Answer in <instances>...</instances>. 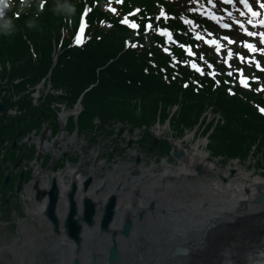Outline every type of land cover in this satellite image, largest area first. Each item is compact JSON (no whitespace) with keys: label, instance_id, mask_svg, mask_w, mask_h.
<instances>
[{"label":"trees","instance_id":"trees-1","mask_svg":"<svg viewBox=\"0 0 264 264\" xmlns=\"http://www.w3.org/2000/svg\"><path fill=\"white\" fill-rule=\"evenodd\" d=\"M98 1L73 0L76 13L71 18L53 13L55 0H45L42 10L34 0L30 9L20 11L14 6L9 12V15L19 12L15 17L18 30L10 36L0 35V98L5 105L4 114L0 115V146L12 139L18 129L26 132L38 127L36 120L40 114L49 117L45 106L31 107L29 89L51 72L52 86L65 89L68 100L75 101L83 95L85 110L79 117L81 129L93 128L89 122L96 117L103 130L111 121L126 123L133 129L145 126L148 132L141 145L162 157L171 155L173 146L168 140L153 146L149 130L157 121L165 123L169 119L170 127L179 137L197 125L203 135L213 128L208 145L213 155L244 161L251 156L264 169V115L259 111L264 107V97L244 92L237 85L236 94L243 96H230L227 84H214V88L207 74H198L185 62L186 50L181 43H190L195 48L197 42L191 34L182 33L187 31L182 15L196 16L190 9L195 3H190L192 0H125L118 6L124 14L116 15L103 9L104 2L109 0H100V4ZM162 4L177 16L169 19L177 37L173 42L159 35L154 26L146 29L147 20L155 23ZM84 7H91L93 12L84 42L77 45L73 33ZM136 7L143 10L135 17L140 24L133 29L121 18ZM37 11V27L27 28L26 20ZM54 39L63 51L56 62ZM126 39H129L127 49ZM15 105L23 115L7 117L8 108ZM208 111L214 116L209 122L207 115L204 116ZM217 114L222 119L215 123ZM9 153L0 159V185L5 174L3 165L18 158L10 148ZM33 155L34 149L29 157Z\"/></svg>","mask_w":264,"mask_h":264},{"label":"bare ground","instance_id":"bare-ground-1","mask_svg":"<svg viewBox=\"0 0 264 264\" xmlns=\"http://www.w3.org/2000/svg\"><path fill=\"white\" fill-rule=\"evenodd\" d=\"M82 104L81 101H78L74 111L81 110ZM69 111L73 112V109L71 108L66 112L59 111L60 123L63 125L64 120H67ZM61 134L63 137L66 132ZM156 134H159V132H156ZM22 135L25 134L21 133ZM191 136L195 137V132L189 133L186 140ZM184 142L179 140L175 143L177 150L181 153L180 157L175 154L170 155L179 159L176 164L162 156L161 158L164 159L159 163L163 166L164 170L162 172L155 171L158 164L151 167L142 165V174L139 176H130V173L119 167L117 170L118 175L110 174L99 182L102 189L105 186L107 187L100 196L95 195L96 188L83 190L85 172L81 167L68 165L67 168L53 174L59 189L57 213L61 222L59 225L61 236L58 238L60 244L58 247H64L63 249L69 254L70 260L72 257L77 256L74 252L76 244L73 239L67 236L63 222L69 209L65 203V195L70 190L71 181L77 183L76 198L77 203H79V216L84 214L83 199L89 197L97 204V222L95 226L89 227L83 222V248L80 256H78L82 264H89L90 255L96 253H99L98 264H109V250L114 242L118 243L120 251L121 258L118 264H199L208 257L214 256L221 245V241L228 238L233 232L248 228L250 222L264 220V203H255V198L259 196L262 185H264V176L261 174L252 175L249 171L232 167L235 170L232 172L229 169L225 174H220V180H208L207 182H200L197 186L187 188L183 178L189 177L192 179L200 174L207 175V170L216 169L218 164L211 161L209 152L205 151L201 144L198 143L194 150L190 151L183 149ZM152 143L154 145L155 142L152 141ZM21 146H29V150H33L35 145L25 140ZM42 147L48 149L51 148V144H45ZM141 147L147 151L144 145H141ZM29 150L21 149L19 151L14 149L11 153L24 155ZM138 159L140 160V158H137V162H139ZM60 167L58 166L57 169ZM198 167H200L201 172H199ZM129 168L131 169V167ZM91 171H93V176L97 174V169L93 168ZM40 176L41 171L38 172L39 178L36 184L39 186H37V189L48 192L52 183L51 178L42 182ZM66 176L69 177L68 182L64 180ZM114 177L121 180L119 185L114 186L112 184ZM137 190L142 191L138 196ZM186 191L187 193L184 194ZM34 192L33 189L27 191L30 197L34 196ZM113 195L116 196L115 216L109 231L105 233L100 229V221L105 213L106 204L110 196ZM48 200L49 197L46 193V196H43L42 200L39 201V205L37 204L39 206L37 214H42ZM152 202L156 206L152 210L154 215L150 214L148 208L149 205L153 204ZM134 203L135 205H133ZM143 211V218H145L144 224L141 225L138 215H141ZM29 213L36 214L33 209ZM127 217L132 221L130 225L132 230L127 237L126 235L124 237L121 232L126 224ZM153 219L159 220L160 224L165 223V226L156 233L148 230V224ZM181 221L183 224L178 227ZM52 227L53 225L50 224L49 230ZM206 227H210L212 235L204 234V228ZM28 233L30 237L27 240L24 239L27 244L36 240L32 236L37 232L30 230ZM93 237L99 238L102 245L92 244ZM140 237H143V242L147 245L145 251L140 250V252L143 250L142 252L145 253L141 258L136 256V251L141 244L139 242ZM63 243L64 245L66 243V248ZM6 244L8 245L3 244L0 248H9L10 244ZM178 247L186 249V252L184 254L176 253ZM12 250L14 248H10V251Z\"/></svg>","mask_w":264,"mask_h":264},{"label":"rangeland","instance_id":"rangeland-1","mask_svg":"<svg viewBox=\"0 0 264 264\" xmlns=\"http://www.w3.org/2000/svg\"><path fill=\"white\" fill-rule=\"evenodd\" d=\"M7 67H10L9 63H7ZM48 88L44 91H37L33 94L34 99L32 101L34 105H39L37 108L47 106L48 109H52L53 114L56 113L55 109L58 107H60L62 111L66 112L69 107L64 108V105L61 106L60 102L51 100L49 97L50 93H47L49 90ZM63 95L65 96V93L61 96ZM57 97L58 96L55 98ZM69 106H71V104ZM18 109L20 108L13 107L9 113L6 114L7 117L13 115L16 111L17 113L14 117L22 116V111L20 112ZM70 112L72 111H69V113ZM211 118L212 115L209 112L207 119ZM8 119L9 118L5 119V121H8ZM44 119H46V121H43ZM47 119V117L39 115V119L36 120L39 126L37 128H31L30 131L32 132L22 140H27L35 145L34 155L31 158V161L26 162V158L23 157V160L16 167L15 164L19 160L17 158L18 160H15L16 162L12 161L14 167L6 170L8 173L14 175L21 172L23 169L29 170L32 168L33 173H31V180L25 182V187L21 193L11 195L8 193V196H11L9 207L4 205L0 208V246L3 244L8 245L6 243L10 244L9 248H0V264H73V260H70L68 256L69 254L65 251V249H63L64 247H58V245H60L58 238L61 235L55 234L54 227L49 230V225L52 223L47 219L44 213L47 206L44 207L42 214H37L39 207L38 203L40 201L37 199V196L40 194L43 195L44 193L37 189V186L39 185L36 184V182L39 178V171H41L40 178L42 182L51 178L52 183L49 187V189H51L54 173L67 168L68 165H73L78 168L81 167L85 172L83 190L96 188L94 193L96 196H100L105 192L107 187L105 186L103 187L104 189H102V187L99 186V182L103 181L110 174L118 175L117 170L119 167H122V169H125L127 173H130V176H139L142 174V165L151 167L154 164H158L157 167H155V171L162 172L164 169L162 165H159V163H161L164 158L169 159L170 162L175 164L179 161V159L173 158L170 155L161 158L157 156L154 151H145L143 147H141V141L146 137L148 129H133L130 125L114 123V121H111L105 126V130H103L99 119L96 117L93 121L89 122L94 125L93 128L88 126L87 129L81 132L80 125L70 126L69 128L66 127V120H64V125L60 123L61 126L59 125V128L54 129V125L51 124L52 119H48L49 121ZM75 120L77 121V117H74V121ZM62 132H66L63 137L61 134ZM94 132H96L95 138L92 136V133ZM156 132H159V134H156ZM194 132L195 137L191 136L188 140H186L188 134ZM149 133L153 136L152 141L155 142L154 145L158 141L168 140L173 147L176 148L175 143L179 140H183L185 141L183 149L193 151L194 147L199 143L201 144V147L207 151V137L204 135L199 136L200 134L197 129L192 132L187 130L184 136L179 138V133L177 134V132H173L168 123H156ZM45 144H51V148H43L42 146ZM5 146L6 144L4 147ZM7 153H9L7 148H0V157H3L2 159H4ZM57 153L59 154L57 155ZM38 157H40V160H37ZM138 157L140 158L139 162H137ZM250 157L246 161L239 159H226L221 155L215 156L211 152V161L218 164L216 169L207 170V175L200 174L198 177L192 179L185 177L183 178V182L186 184L187 188H191L197 186L200 182H207L208 180L215 179L220 180V174H225V172L229 171V169L231 170L232 167L243 171H249L252 175H264V170L261 169L258 161L255 158ZM57 165L61 167L57 169ZM129 167H131V169ZM93 168L97 169V174L94 176L92 175L93 171H91ZM116 178L118 177H114L112 181L114 186L119 185L121 182L120 179ZM64 180L68 182L69 177L66 176ZM72 183L73 182L71 181L70 189L72 187ZM30 189L35 190L33 197H30L27 193ZM141 192V190H137V196ZM186 193L187 191L184 194ZM65 196L67 197V194ZM0 199H2L1 191ZM84 201L85 199L82 203ZM133 205H135V203ZM148 208L150 210V214L154 215V211H152L150 205ZM32 209L36 214L29 213ZM144 218H141L140 215H138V220L141 225L144 224ZM159 224V220L153 219L152 222L148 224V230L152 233L158 232L159 229H162L165 226V223ZM181 224H183L182 221L179 223L178 227L182 226ZM30 230L37 232L32 236V238H36V240L31 243L28 242L27 244L26 240L30 237L28 233ZM24 239L26 240L24 241ZM99 240V238L93 237L91 243L101 246L102 242ZM139 242L141 243L140 245H146V243L142 241ZM10 248H14V250L10 251ZM143 250L145 251V249ZM142 251L140 252L139 250L138 252L137 250L136 256L141 258L145 254ZM90 256L91 260L89 261V264H93V255L91 254ZM95 264H98V262Z\"/></svg>","mask_w":264,"mask_h":264},{"label":"water","instance_id":"water-1","mask_svg":"<svg viewBox=\"0 0 264 264\" xmlns=\"http://www.w3.org/2000/svg\"><path fill=\"white\" fill-rule=\"evenodd\" d=\"M2 109H3V105H0V111ZM21 133H22V130H19L16 137L14 138L13 143H12V149H15V147L17 146V143L19 142V140L21 138ZM174 154L179 156V157L181 155V153L177 149H175ZM38 160H40V157H38ZM17 165H18V163L16 164V166ZM198 170H199V172H201L200 167H198ZM232 171H234V169ZM24 179H25V171L22 170L21 174H20V178H19L17 185H16L18 193H20L22 191V189L24 188ZM9 180H10V175H7V177L5 179L4 189H6L8 183H9ZM224 180H226V178H224ZM262 187L264 188V185ZM76 191H77V184H76V182H74L72 189L68 193V198H69V202H70V211L64 220V226H65L67 235L71 239H73L76 242V244L78 245L77 252H79L81 249V246H82V241H83V236H82L83 224H82V222H86L91 227H93L96 224L95 215H96L97 204L92 199L86 198L84 215L79 216L78 215V204H77V201L75 199ZM46 193L49 194V204H48L47 210L45 212V215L53 223L55 232L60 234V227H59L60 219H59V216L57 214V204L59 201V189L57 187L55 179H53L52 188L50 190H48V192L44 191L43 195L42 194L38 195L37 196L38 200H41L42 197ZM255 202L257 204L264 202V192L263 191H261L260 196L255 200ZM115 209H116V196L114 195L111 197L109 203L107 204L105 213H104L102 220H101V229L103 231H109L110 225L114 220ZM77 215H78V218H76ZM131 223H132L131 219L128 218V220L125 224L124 230H123V233L126 236L129 235V233L132 230V226H130ZM210 230H211L210 227H207L206 229H204L205 235H209ZM177 251L178 252H184V249L179 247L177 249ZM94 258L96 259L97 256L95 255ZM120 258L121 257H120L118 245L116 242H114L111 249H110L109 264H117L120 261ZM75 264H81V261L78 257L75 259Z\"/></svg>","mask_w":264,"mask_h":264},{"label":"clouds","instance_id":"clouds-1","mask_svg":"<svg viewBox=\"0 0 264 264\" xmlns=\"http://www.w3.org/2000/svg\"><path fill=\"white\" fill-rule=\"evenodd\" d=\"M34 0H19L18 5L16 0H0V35L10 36L14 34L18 28L15 23V17L19 12H13L9 15V12L14 6L18 7L20 11H24L33 7ZM37 7L42 10V6L39 0H36ZM52 11L57 16L64 18H71L76 13V4L73 0H55ZM39 17V11L35 12L26 20L27 28H36L37 20Z\"/></svg>","mask_w":264,"mask_h":264},{"label":"snow or ice","instance_id":"snow-or-ice-1","mask_svg":"<svg viewBox=\"0 0 264 264\" xmlns=\"http://www.w3.org/2000/svg\"><path fill=\"white\" fill-rule=\"evenodd\" d=\"M244 2L247 4V0H244ZM41 6L43 7V2L41 3ZM262 6H264V4H262ZM249 7H251V6H249ZM17 15H19V14H17ZM253 15H256V13L253 12ZM85 27H86V24H85L84 22H81L79 33H78L77 36H76V42H77V43H82V42H83V40H82V36H83V33H84V29H85ZM224 27H229V25H224ZM249 35H255V33H249ZM260 35L264 36V33H261ZM225 39H228V38L225 37ZM208 43H210V44H216V45H217V50H219L220 45H219V42H218V41L210 40V41H208ZM246 46H247L249 49H252L253 51H257V50H258V49H256L252 44H247V43H246ZM261 51H264V49H261ZM229 55H231V51H230V50H229ZM241 59H243V57H241ZM194 66H195V67H198V66H196V65H194ZM241 82H242V83H245L244 80H242ZM259 111H260L261 113H264V107H261V108L259 109Z\"/></svg>","mask_w":264,"mask_h":264}]
</instances>
